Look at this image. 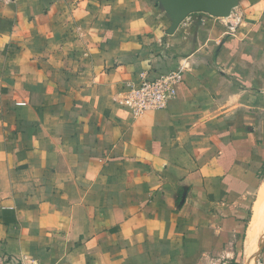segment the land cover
<instances>
[{
	"label": "crops",
	"instance_id": "crops-1",
	"mask_svg": "<svg viewBox=\"0 0 264 264\" xmlns=\"http://www.w3.org/2000/svg\"><path fill=\"white\" fill-rule=\"evenodd\" d=\"M170 26L158 0H0V262L264 264V0ZM170 72L164 110L120 103Z\"/></svg>",
	"mask_w": 264,
	"mask_h": 264
},
{
	"label": "built area",
	"instance_id": "built-area-1",
	"mask_svg": "<svg viewBox=\"0 0 264 264\" xmlns=\"http://www.w3.org/2000/svg\"><path fill=\"white\" fill-rule=\"evenodd\" d=\"M180 75L170 72L156 78L141 76L138 81L126 84L117 95L120 103L132 115L140 117L147 112L164 110L175 97V85ZM0 264H28L24 259L5 258Z\"/></svg>",
	"mask_w": 264,
	"mask_h": 264
},
{
	"label": "water",
	"instance_id": "water-1",
	"mask_svg": "<svg viewBox=\"0 0 264 264\" xmlns=\"http://www.w3.org/2000/svg\"><path fill=\"white\" fill-rule=\"evenodd\" d=\"M170 18V33L192 14H205L213 18H227L237 5V0H158Z\"/></svg>",
	"mask_w": 264,
	"mask_h": 264
}]
</instances>
